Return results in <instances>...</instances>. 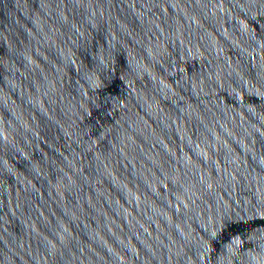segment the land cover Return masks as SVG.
<instances>
[{"label":"water","instance_id":"water-1","mask_svg":"<svg viewBox=\"0 0 264 264\" xmlns=\"http://www.w3.org/2000/svg\"><path fill=\"white\" fill-rule=\"evenodd\" d=\"M0 264H264V0H0Z\"/></svg>","mask_w":264,"mask_h":264}]
</instances>
